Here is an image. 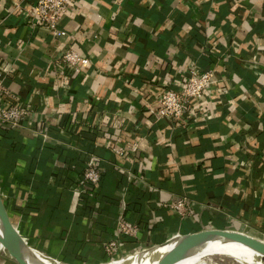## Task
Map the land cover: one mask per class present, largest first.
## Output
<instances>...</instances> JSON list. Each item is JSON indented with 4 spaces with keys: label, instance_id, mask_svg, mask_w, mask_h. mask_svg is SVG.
<instances>
[{
    "label": "crops",
    "instance_id": "crops-1",
    "mask_svg": "<svg viewBox=\"0 0 264 264\" xmlns=\"http://www.w3.org/2000/svg\"><path fill=\"white\" fill-rule=\"evenodd\" d=\"M31 3L0 0V71L31 110L0 125V201L42 264L109 261L120 214L141 230L126 255L205 230L264 241V0H76L57 38ZM190 70L209 95L171 126L158 94ZM91 158L98 197L80 202Z\"/></svg>",
    "mask_w": 264,
    "mask_h": 264
},
{
    "label": "built area",
    "instance_id": "built-area-1",
    "mask_svg": "<svg viewBox=\"0 0 264 264\" xmlns=\"http://www.w3.org/2000/svg\"><path fill=\"white\" fill-rule=\"evenodd\" d=\"M30 18L32 22L47 30L53 37H61L62 32L59 24L67 16L76 0H31ZM64 60L74 66L78 58L74 50L65 54ZM13 71H0V125L15 129L21 128L29 117L31 110L29 105L16 104L17 99L10 94L6 85L5 78ZM211 73L200 74L196 70H190L174 81L175 88L164 85L157 98V109L153 112L157 118L166 120L172 126L176 122H185L191 115V100H199L209 95ZM135 148H131V153ZM103 170L99 168L95 158L87 161L86 167L76 181L75 188L78 199L89 197L88 200L94 201L98 197L100 182ZM164 207L170 208L179 214L186 212L187 200L185 198L176 200ZM117 239L103 245V251L109 261L117 260L127 256L123 249L122 238L134 239L141 231L139 226L132 224L120 214L116 225Z\"/></svg>",
    "mask_w": 264,
    "mask_h": 264
},
{
    "label": "water",
    "instance_id": "water-1",
    "mask_svg": "<svg viewBox=\"0 0 264 264\" xmlns=\"http://www.w3.org/2000/svg\"><path fill=\"white\" fill-rule=\"evenodd\" d=\"M0 244L16 264H42L8 219L1 201ZM220 246L244 247L260 254V262L264 264V241L245 233L218 229L179 235L166 243L149 246L117 260L99 264H181L189 258Z\"/></svg>",
    "mask_w": 264,
    "mask_h": 264
},
{
    "label": "bare ground",
    "instance_id": "bare-ground-1",
    "mask_svg": "<svg viewBox=\"0 0 264 264\" xmlns=\"http://www.w3.org/2000/svg\"><path fill=\"white\" fill-rule=\"evenodd\" d=\"M212 256H221L224 258H234L238 264H261L260 262V254L253 253L252 251H249L245 249L244 247L240 246H223V247H213L209 249L204 254V258L197 259V258H189L186 261H184L181 264H197V260L205 262L207 260H210ZM220 260V259H219ZM204 263V262H203ZM199 264V263H198Z\"/></svg>",
    "mask_w": 264,
    "mask_h": 264
},
{
    "label": "rangeland",
    "instance_id": "rangeland-1",
    "mask_svg": "<svg viewBox=\"0 0 264 264\" xmlns=\"http://www.w3.org/2000/svg\"><path fill=\"white\" fill-rule=\"evenodd\" d=\"M141 251V250H140ZM205 253H202L201 255H198L196 257H193V258H197L198 260L199 259H202L204 258ZM220 259V260H219ZM197 260V264H238L236 263L237 261L234 260V258H224V257H221V256H212L210 260H207L205 262V260L203 262L201 261H198ZM0 264H16L14 262V260L12 258H10V256L8 255V253L6 252V250L3 249L2 245L0 244Z\"/></svg>",
    "mask_w": 264,
    "mask_h": 264
},
{
    "label": "trees",
    "instance_id": "trees-1",
    "mask_svg": "<svg viewBox=\"0 0 264 264\" xmlns=\"http://www.w3.org/2000/svg\"><path fill=\"white\" fill-rule=\"evenodd\" d=\"M136 206V205H135ZM83 210H87L88 211V208L87 207H85Z\"/></svg>",
    "mask_w": 264,
    "mask_h": 264
}]
</instances>
